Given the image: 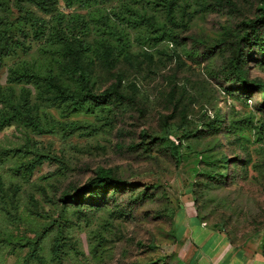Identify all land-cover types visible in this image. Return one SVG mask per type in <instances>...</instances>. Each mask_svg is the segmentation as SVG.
I'll use <instances>...</instances> for the list:
<instances>
[{
  "label": "rangeland",
  "instance_id": "obj_1",
  "mask_svg": "<svg viewBox=\"0 0 264 264\" xmlns=\"http://www.w3.org/2000/svg\"><path fill=\"white\" fill-rule=\"evenodd\" d=\"M170 1L169 14L149 2L148 19L128 28V59L121 57L113 68L94 61L96 89L121 75L129 100L95 113L43 106L51 132L15 125L0 131V264H23L28 246L22 244L37 238L43 264H144L158 258L164 262L158 264H196L188 240L198 244L199 234L212 229L264 257V112L255 104L263 96L259 90L239 93L221 73L235 36L246 32L250 77L264 80V49L245 25L258 14L259 0ZM59 4L64 13L84 14L93 32L99 15L123 26L113 14L121 9L117 1L100 12ZM29 44L31 51H18L20 58L40 56L39 41ZM9 63L0 68L1 84ZM216 113L225 115L226 128L207 131L203 123ZM184 130L190 133L181 140L179 162L163 144L146 142L166 132L178 138ZM220 153L234 161L226 182L215 184L203 174L210 169L204 156ZM34 157L42 162L30 172ZM98 167L138 189L151 186L153 196L135 203L126 190L83 203L78 213L59 200L63 189L84 183ZM56 235L60 263L51 251ZM26 262L38 264L31 257Z\"/></svg>",
  "mask_w": 264,
  "mask_h": 264
},
{
  "label": "trees",
  "instance_id": "obj_2",
  "mask_svg": "<svg viewBox=\"0 0 264 264\" xmlns=\"http://www.w3.org/2000/svg\"><path fill=\"white\" fill-rule=\"evenodd\" d=\"M60 1L66 8L90 7L94 8L91 11L97 12H100L101 6L117 1L121 9L113 14L123 26L112 25L108 19L103 20V16L99 15L100 24L94 26L93 32L84 14L62 12L59 7ZM10 2L11 0H0V68L6 65L7 60L10 61L6 81L4 84L0 83V131L15 125L37 134L51 132L54 129L52 123L41 113L43 106L62 107L71 112L85 110L95 113L111 109L112 106L118 107L129 100L130 96L123 90L121 75H116L114 82L102 91L96 89L94 61L98 60L108 68H113L121 57L128 59L130 55L128 28L138 27L148 19L146 4L149 2L163 7L166 14L172 9L170 0H15L18 12L15 15L12 13ZM27 4L35 6L42 15L28 8ZM257 11L254 19L245 25L250 27L259 45L264 49V35L259 34V26L264 25V0H259ZM32 39L40 43L38 49L40 56L30 60L20 58L18 51L22 54L31 51L29 42ZM160 39L161 36L157 38ZM250 43L251 39L246 32L235 36L231 55L221 73L231 85L237 86L236 89L243 95L259 90L263 98L255 104L264 112V80L250 77L248 67V60L251 57L248 49ZM223 92L227 93L225 90ZM224 119L225 115L216 113L212 120H207L203 124L207 131L217 133L226 128ZM72 123L73 127L74 122ZM189 133L190 131L184 130L176 138L166 132L157 137L148 136L146 142L163 144L179 162L181 140L188 137ZM129 147L137 146L130 144ZM204 159L210 166V169L203 172L205 177L215 184H224L227 177L225 171L234 160H230L224 153L207 155ZM41 162L38 157H34L27 169L31 172ZM126 190L130 191L129 197L135 203L144 202L154 194L151 186L144 185L138 189L136 184L124 180L112 169L98 167L84 183L69 185L63 189L59 200L65 205L70 203L74 206L73 211L78 213L82 210L83 203L93 205L108 197L115 198ZM60 239L59 235L54 236L51 246L53 259L58 263L61 262ZM22 245L28 246L23 264H27L26 261L30 257L38 264H43L38 238ZM160 262L164 263L158 258L144 264Z\"/></svg>",
  "mask_w": 264,
  "mask_h": 264
},
{
  "label": "crops",
  "instance_id": "obj_3",
  "mask_svg": "<svg viewBox=\"0 0 264 264\" xmlns=\"http://www.w3.org/2000/svg\"><path fill=\"white\" fill-rule=\"evenodd\" d=\"M193 217L186 219L190 224ZM204 222H201L203 225ZM207 225L204 223L203 228ZM200 243L189 239L190 250L197 254L196 264H264V257L248 247L232 243L225 235L217 230H203Z\"/></svg>",
  "mask_w": 264,
  "mask_h": 264
},
{
  "label": "built area",
  "instance_id": "obj_4",
  "mask_svg": "<svg viewBox=\"0 0 264 264\" xmlns=\"http://www.w3.org/2000/svg\"><path fill=\"white\" fill-rule=\"evenodd\" d=\"M204 224V223H203Z\"/></svg>",
  "mask_w": 264,
  "mask_h": 264
}]
</instances>
